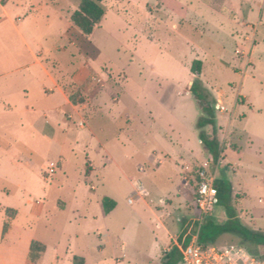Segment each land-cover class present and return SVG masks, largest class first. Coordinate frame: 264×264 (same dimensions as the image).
Instances as JSON below:
<instances>
[{"label": "rangeland", "instance_id": "rangeland-1", "mask_svg": "<svg viewBox=\"0 0 264 264\" xmlns=\"http://www.w3.org/2000/svg\"><path fill=\"white\" fill-rule=\"evenodd\" d=\"M58 1L63 5L68 0ZM246 1L251 3L247 22L258 28L259 34L251 41L253 47L258 46L250 56L252 62L248 61L253 67L245 72L243 65L232 61L237 49L244 47L242 31L231 20L239 21L236 2ZM106 6V18L93 35L101 54L92 66L108 73L110 82L118 83L115 91L120 102L114 103L115 114L107 112L92 117L90 125L104 124L110 133L123 130L120 143L116 140L112 144L116 161L122 167L129 165L126 156L133 155L134 164L128 168L136 172V167L143 165L141 171H146L137 174L134 180L140 181L149 194L140 198L135 184L133 190L116 165L109 168L105 179L99 176L93 182H82L78 173L82 156L72 154L71 143L66 152L68 177L59 172L55 182L50 183L53 178L50 164L57 160L58 153L31 133L24 115L17 111L20 107H13V113L5 110L8 104L19 101L15 87H28L31 80L28 72L5 76L8 69L3 65L12 66L14 57L26 65L31 58L23 50L20 57L17 55L16 31L2 20L0 146H12L14 155L23 150L33 156L22 152V162L16 166L0 153V264H34L25 256L27 244L32 240L48 247L46 256L35 264H72L68 261L72 253L85 258L86 264H166L174 240L183 243L192 239L198 232V223L213 219L224 224L228 220L221 207L216 206L210 215L197 209L194 191L203 176L230 180L238 216L246 225L264 231V165H260L264 159V0H108ZM1 7L15 10L12 16L17 25L22 23L18 16L22 20L30 16L24 2L19 0H0ZM44 23L39 21L35 29H43ZM48 60L49 67L63 75L71 74L78 65L69 54H54ZM196 60L202 62L200 79L214 110L215 128L198 127L199 121L208 115L194 95L191 98L187 95L191 67ZM56 61L60 68L56 67ZM236 65L238 71L234 70ZM159 77L169 80L165 95L156 94L160 92ZM65 85L77 105L86 104L81 89L72 83ZM160 96H166L163 105L178 106V111L172 115L165 111ZM243 96L248 98L247 102ZM119 112L124 117L115 124ZM84 115L86 120L93 115V105L86 108ZM75 116L68 115L67 121L86 127V121L80 122ZM127 116H131L132 126ZM132 131H136L132 143L136 149L127 140ZM202 133L219 140L222 153L218 161L214 162L205 146L198 143ZM144 138L150 145L143 153L157 147L161 139L178 151L181 145H187L194 150V158L188 161V154L183 152L185 161L176 165L170 162L160 168L145 166L144 157L135 152ZM250 140L256 151L253 156L245 153ZM90 168L86 163L88 173ZM236 172L241 174L243 185ZM96 196L107 197L116 204L106 218L89 217L96 211L90 204ZM30 206L48 210L47 215H32ZM9 209L17 211L13 218L7 215ZM161 223L171 231L160 227ZM5 224L12 227L7 238ZM239 243L238 237L224 235L215 246ZM107 249L114 253L113 258Z\"/></svg>", "mask_w": 264, "mask_h": 264}, {"label": "crops", "instance_id": "crops-1", "mask_svg": "<svg viewBox=\"0 0 264 264\" xmlns=\"http://www.w3.org/2000/svg\"><path fill=\"white\" fill-rule=\"evenodd\" d=\"M7 1L9 2V0ZM20 1L24 2L30 16H27L24 20L18 16L19 21H22V23L21 25H17L14 22L12 16V12L15 13V10L13 8L8 9L6 7H1L0 21L6 20L10 25H12V27H14L16 36L18 38V49L15 48V51L19 57L22 50L25 51L30 56L31 63L22 65L14 57L12 66H8L6 64L3 65L5 70L8 69L7 74L4 75L8 76L11 74L28 72V78L31 80V85L28 87H15L17 95L19 96V101H17L15 104H8L5 110L11 111L13 113V107H20V110L17 111H20L24 115V120L28 123L31 133L37 137H41V139H44L48 143L49 150L56 151L58 153L57 160H53L51 162L54 163L55 161L57 163V169L52 175L53 178L50 182L51 184L55 182L57 179V173L59 172L64 176V178L68 177L67 167L69 162L66 152L68 149V144L70 146L71 143L70 150L72 154L76 157H78L80 154L82 156V160L78 165V173L82 182H93V180L95 178H99V176H102L105 179V175L109 173V168L113 165H116L133 189V185L140 182L134 180L135 176L137 174L144 173L146 170L141 171V167H143V165H138L136 167V172L132 171L133 168H128V166L134 164L133 155L126 156V159H128L130 163H128L129 165L123 164L124 168L116 161L117 156L112 144L113 142H116V140H118V144L120 143L119 136L120 133H123V130H116L115 132L110 133L104 124H93V126L90 125V119H93L92 117H100L103 115V113L107 114V112H109L108 114L111 115L115 114L114 103H119L120 97L115 91L117 88L116 84L118 83L110 82L108 73H106L104 70L103 72L95 70L92 66L94 61L101 54L98 46L94 43V34L92 36L86 37L79 29L74 27L71 22V16L78 9L80 0H68L63 5H61L58 0H19V2ZM250 4L251 3L249 1H246L244 4L236 2L239 15L238 22L231 20L229 17H225L229 18V20H231V22L239 27L242 31L241 35L244 48L237 49L235 57L232 58V61L235 64L237 61L241 64V66L243 65L245 72L248 68L253 67V63L249 65L248 61L252 62L250 56L252 55L253 50H255V48L258 46L253 47L251 41H253V38L257 37L259 34L258 28L247 22L251 14ZM41 20L45 22V27L43 29L39 27L35 29L34 25L38 24ZM246 46L248 48H246ZM54 54H69L72 59L77 60L78 62L76 69L71 72V74L67 73L64 75L59 71L58 73L54 72L48 65V58ZM206 55L209 58V54L206 53ZM58 62L56 61L55 64L57 68H60V64ZM237 66L238 65L234 66V70L238 71L239 69ZM194 78L197 79V76L192 74L190 79L194 80ZM191 80L189 82L190 92L187 93L190 98L192 95H194L191 91V87L194 83ZM158 82L159 85L157 89H159L160 92H156V94L165 95V86L169 83V80L159 77ZM66 83H72L77 89L82 90V93L87 101L85 105H75L71 102L70 97L65 90ZM160 97L161 99L159 102H161L165 111L171 115L178 111V106L166 107L163 105L166 104V96ZM243 97L247 102L248 98L246 96ZM92 105L93 115L90 116L88 120H86L84 113H86V108L90 109V106ZM8 113L9 112H7V114ZM70 114H75V117L80 122L82 120L86 121V127L84 126L82 128L80 126H75L67 121L66 117ZM123 117L124 114L119 112L118 118L116 116L117 120L115 121V124H117L118 120L122 119ZM126 118L128 120L129 126H132L133 122L130 120L131 116H127ZM80 129L85 131H80ZM135 133L136 131H132L127 140L129 142L128 144L131 145V148L134 147L136 149V147L132 145L136 137ZM198 143L202 145L200 137L198 139ZM124 144L127 145L126 142H124ZM149 145L150 142L144 138V140L141 141L140 149L135 151L136 155L140 154L144 157L143 162L145 163V166L149 165L160 168L164 164L170 162H174L176 165L177 162L185 161L183 158V152L188 154V161L194 158V150L188 148V146L185 144L181 145V149L178 151L173 147V145H166L161 139H158L157 147L143 153L144 149L148 148ZM14 150L15 148L10 145L0 146V153L3 156L7 155V157L10 159L9 162H12V165L19 166L22 162L20 156L22 152L25 154L26 152L19 150L18 152L16 151V154L14 155ZM259 150L261 152L262 148ZM240 151H242L241 148L238 151L239 155ZM245 153H247L248 156H253L256 154L251 140L250 142H247ZM26 155L30 158L33 156L32 153ZM86 163H89V166L91 167L89 172L90 174L86 169ZM159 163H161L160 166H157ZM260 165H264L263 158L260 160ZM230 166L233 167L231 164ZM240 175L238 172H236V177L240 178L243 185L244 180ZM51 184L50 186H52ZM89 194L92 195V193ZM105 198L107 197L102 198L100 196H96L95 202L90 201V204L96 207V211L89 214V217L99 218L100 216L102 218H106L114 210L113 209L110 213L105 212L103 206V200ZM36 208L37 207L32 208V206H30L32 215L37 217L47 215L48 210L43 211L44 209L42 208ZM87 217L88 216H85L86 219ZM5 225H8V231L7 233H4L7 238L11 234L12 227L10 228L9 224ZM160 227L165 228L168 233L171 231L165 226L164 223H161ZM173 229L176 231V228L173 227ZM33 241L37 240L28 242L25 249V256L27 255V259L29 256L31 243ZM174 241L173 247L176 246L177 242H179L176 240ZM46 248L48 250L47 246ZM109 254L113 258L114 253L109 252ZM75 257L79 256H76L72 253V256L68 259V261L74 264ZM79 258H82L84 260V264H86L85 258Z\"/></svg>", "mask_w": 264, "mask_h": 264}, {"label": "trees", "instance_id": "trees-1", "mask_svg": "<svg viewBox=\"0 0 264 264\" xmlns=\"http://www.w3.org/2000/svg\"><path fill=\"white\" fill-rule=\"evenodd\" d=\"M107 1L108 0H80L78 9L71 16L73 26L79 29L86 37L92 36L96 28L107 15ZM191 72L197 76V79L191 87V91L196 99L201 102L204 112L208 115V117H203L199 121L198 127L200 129L207 126L215 128L216 120L214 110L209 104L207 90L200 80L202 75V62L199 60L194 61L191 67ZM66 91L69 93L68 89ZM69 97L71 102L77 105L74 95L70 94ZM200 139L202 144L212 155L214 162L218 161L222 153V147L219 140L217 138H211L205 133L200 135ZM215 186L218 189V202L216 206L221 207L225 211L228 220L224 224H218L213 219H209L205 223H198L197 227H200L198 232L200 244L204 247L215 245L222 236L233 235L238 237L241 241V243L235 245L244 247L255 256L264 259V231L246 225L238 216V212L233 205L234 188L232 182L228 179L222 178L215 181ZM103 206L105 212L110 213L115 208L116 204L111 199L105 198L103 200ZM16 214V210L9 209L7 211V215L10 218H13ZM7 231L8 225L5 226L4 233H7ZM190 240H188L187 243L190 242ZM46 250L47 248L44 244L38 241H33L28 256L30 262L34 264L40 262L43 259ZM170 253L171 257L166 264H178L182 260V255L176 246L170 250ZM74 264H84V260L75 257Z\"/></svg>", "mask_w": 264, "mask_h": 264}, {"label": "built area", "instance_id": "built-area-1", "mask_svg": "<svg viewBox=\"0 0 264 264\" xmlns=\"http://www.w3.org/2000/svg\"><path fill=\"white\" fill-rule=\"evenodd\" d=\"M225 111V107H221ZM50 173L54 174L57 165L52 163ZM215 178L205 177L197 184V190L194 191L195 203L197 209L203 215H210L218 202V189L215 186ZM189 184V182H188ZM135 189L140 198L148 196L147 189L141 183L135 184ZM134 203L133 199L129 200ZM200 227H198L199 232ZM197 234L193 235L190 242L176 243L182 260L178 264H264V259L255 256L244 247L232 244L225 246H207L204 247L199 242Z\"/></svg>", "mask_w": 264, "mask_h": 264}]
</instances>
